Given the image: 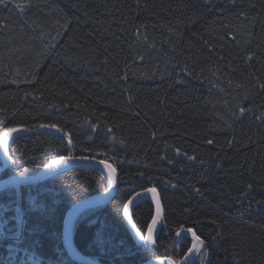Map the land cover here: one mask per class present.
<instances>
[{
  "label": "trees",
  "instance_id": "trees-1",
  "mask_svg": "<svg viewBox=\"0 0 264 264\" xmlns=\"http://www.w3.org/2000/svg\"><path fill=\"white\" fill-rule=\"evenodd\" d=\"M261 85L264 0H0V134L26 129L10 138L19 163L0 161V180L54 157L104 159L119 189L76 218L81 253L100 264L182 259L183 226L205 241L189 264H264ZM53 124L60 131L41 127ZM148 187L163 207L155 255L122 218ZM106 188L103 171L77 167L0 191V264H76L64 215ZM131 215L146 234L152 204Z\"/></svg>",
  "mask_w": 264,
  "mask_h": 264
},
{
  "label": "water",
  "instance_id": "water-1",
  "mask_svg": "<svg viewBox=\"0 0 264 264\" xmlns=\"http://www.w3.org/2000/svg\"><path fill=\"white\" fill-rule=\"evenodd\" d=\"M50 132L56 133L55 130H51ZM23 133H24V131H19V132L13 133L12 137L17 136V135H22ZM10 146H11V142H9V148H10ZM73 157H77V156H73ZM56 158H59V157H56ZM100 160H104V159L88 157V159L85 161H79V160L69 161L67 164H62L58 169H56L55 171H52V172H49L48 169L45 168V165L50 163V161H48L37 172H35L31 175H28L30 177V179L27 183H21V184L12 183L13 179H18V178H15V175H11L7 178L1 179L0 180V191H4L10 187H18V186L37 184V183H40L41 181H44L45 179H48L51 176H54L58 173L63 172L65 170L77 168V167L97 168V169L103 171L108 178V170L104 167L103 164L97 162ZM0 161L4 165H6V164H7V166L11 165V163L7 161V158L4 157L2 149H0ZM106 162L108 164H110L116 170V183H115V185L112 186L111 188H109V185H108L109 190L107 192L103 191L101 193H97V194L88 196L86 198H83V199L75 202L74 204H72L67 209V211L64 215V218H63L62 231H61V243H62L63 249L66 252V254L68 255V257L76 264H100L98 261H96V260L92 259L91 257L81 253L75 247L74 242H73V237H72V230H73V224H74L76 218L82 212L108 203L117 194L118 189H119V176H118L117 169L110 162H108V161H106ZM137 193L131 195V197L128 199V201H129V200H132L133 197H135V200H133L132 204L128 205L130 214H131L132 210L138 204L147 200L152 204V206L154 208V215H155L156 214L155 202L152 199L151 194L150 193H144V191H140L139 193H144V194L137 196ZM127 202L125 203V205L127 204ZM123 209H124V207H123ZM22 218L24 220L23 214H22ZM122 218H123L124 224H125L126 228L128 229V231L133 233L131 226L127 223V219L123 215V210H122ZM22 225H23V223L21 224V227H22ZM183 235H186V238L189 239L192 243V234L191 233H181V235L178 238L181 239V237ZM2 236L4 237V234H2ZM191 246H192V244H191ZM197 256L198 255L193 254L190 261L188 262V264L191 263ZM141 264H169V260H168V257H160V258H156V259L147 260Z\"/></svg>",
  "mask_w": 264,
  "mask_h": 264
},
{
  "label": "snow or ice",
  "instance_id": "snow-or-ice-1",
  "mask_svg": "<svg viewBox=\"0 0 264 264\" xmlns=\"http://www.w3.org/2000/svg\"><path fill=\"white\" fill-rule=\"evenodd\" d=\"M17 7H20V5H17ZM261 87H264V85H261ZM245 111L244 108L240 109L241 114ZM41 127H51L56 128V125H41ZM26 129L21 128H14L9 127L7 128L2 134H0V149L3 151L4 157L7 158V161L10 162L13 166L18 165V161L15 160L10 154H9V140L12 138L13 133L24 131ZM57 131H60L59 128H56ZM111 131V129H109ZM67 135V134H65ZM211 143V141H208ZM69 145H71V139L69 138ZM179 154V150H177ZM189 159H195V157H188ZM88 157L85 156H78L73 157L72 155L68 156H60L59 158H53L50 163L45 165V168L48 169L49 172L55 171L58 169L62 164H67L69 161H85ZM98 163H101L104 165V167L108 170V185L109 188L115 185L116 183V170L108 164L105 160L97 161ZM7 167V164L5 165ZM29 169L23 168L22 170L15 171V178L13 179L12 183L21 184V183H27L30 179L28 176ZM151 179V178H149ZM171 187L175 188L176 185L172 184ZM109 188L105 189V192L109 190ZM197 192H199V189H196ZM144 193H150L152 196V199L155 202V208H156V214L152 218L151 224L147 225L146 234L142 232V229L137 226V224L133 220V216L129 212L128 205H131L133 200H135V197L132 198V200H129L127 204L124 206L123 209V215L127 219V223L131 226V229L135 235L136 238H138V241L140 244L144 247L146 251L151 253L152 255H155V252L153 251V247L157 243L156 237H155V230L156 225L160 222V220L163 218V207L161 204V199L159 196V193L157 192L155 187H148L144 189ZM144 193H137V196L143 195ZM17 220L22 224L23 218L21 216H17ZM181 233H191L192 234V246L187 250V254L183 256L182 259H175L171 256L168 257L169 264H188L193 254H196L198 256H206L207 254L202 251V249L205 247V241L201 239L191 228H185L183 226L180 227V229L177 231L176 235L179 237Z\"/></svg>",
  "mask_w": 264,
  "mask_h": 264
}]
</instances>
